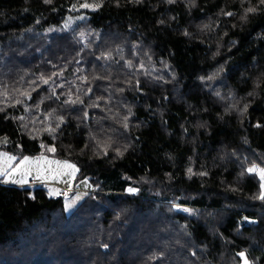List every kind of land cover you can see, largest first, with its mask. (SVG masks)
Here are the masks:
<instances>
[{
  "label": "trees",
  "instance_id": "16d2710c",
  "mask_svg": "<svg viewBox=\"0 0 264 264\" xmlns=\"http://www.w3.org/2000/svg\"><path fill=\"white\" fill-rule=\"evenodd\" d=\"M0 153L92 187L0 183V264H264V5L0 0Z\"/></svg>",
  "mask_w": 264,
  "mask_h": 264
},
{
  "label": "rangeland",
  "instance_id": "374dc122",
  "mask_svg": "<svg viewBox=\"0 0 264 264\" xmlns=\"http://www.w3.org/2000/svg\"><path fill=\"white\" fill-rule=\"evenodd\" d=\"M77 22L78 20H71L70 22H68L66 27L68 29H72L77 24ZM2 154L4 153H0V170H3V168L6 166L5 160L7 159V157ZM8 155L12 156L11 154H8ZM36 157L38 156H33L32 158H36ZM41 157H44V156H41ZM15 160L11 162L12 168L19 167L21 164V162L16 164ZM49 160L57 161L54 159H49ZM12 168H9V171H12ZM66 171H69V170H64L62 167H58V166L54 167L48 163L47 159H42L39 161V164L33 163L31 165L30 175L23 177L24 179H26L27 181L26 183L22 185H19L17 183H15V185L10 184V183H13L12 181L19 180L22 178L21 175L19 174H14L11 177V180H9L6 175H0V183L5 184V185L10 184L9 186H24L25 185V186L36 187L37 185V186L45 187L49 191V194L53 189L55 190L65 189L67 191L66 192L63 191V193H65L64 197L66 200V208L64 210H66L67 213H71L77 207V205L85 198L87 193H90L92 191V187L90 185V182L87 179H82L78 181L76 179V175L70 178L68 175L60 174ZM254 174H256L257 177L260 179L257 173H254ZM6 180L7 182H5ZM56 181H58V184H55L56 186H53L52 184H50ZM65 181H67V183H65ZM6 183H9V184H6ZM261 183H264V181H261ZM56 187H59L60 189ZM262 190L264 192V188ZM51 196L58 197V195H51ZM21 239L22 241L25 240V234L24 236L21 237ZM35 246L38 247L37 245Z\"/></svg>",
  "mask_w": 264,
  "mask_h": 264
},
{
  "label": "snow or ice",
  "instance_id": "6c2138e0",
  "mask_svg": "<svg viewBox=\"0 0 264 264\" xmlns=\"http://www.w3.org/2000/svg\"><path fill=\"white\" fill-rule=\"evenodd\" d=\"M133 2L140 3L141 0H133ZM173 2H174V0H168V3H173ZM44 3H46V4L47 3H51V0H44ZM260 3L262 5H264V0H260ZM80 7L95 9V8H98L99 5H92V4H88V3H83V4L80 5ZM73 8L75 9L76 5H73ZM247 11L252 12V11H255V9L249 8ZM226 15L231 16L232 13L229 12V13H226ZM161 23H163V21H161ZM185 35H188V33L185 32ZM208 78L211 79L212 77H208ZM44 82L48 83V80H45ZM25 95H27V93H25ZM249 95H252V93H249ZM73 103H74V101H73ZM246 110H247V105H245V111ZM256 127H260V125L257 124ZM49 131H52V130L50 129ZM6 139L7 138H5V142H6ZM40 147L44 148L45 145L41 144ZM48 150L51 151V152H55V148L54 147H50V148H48ZM2 155L6 156L7 159L5 160V165L6 166L3 168V170H0V175H6L9 180H11V177L14 174L21 175V177H22L21 179L12 181L13 183H17V184H24V183L27 182L26 179H24L23 177H26V176L30 175V173H31V165L33 163L39 164L40 160L46 159L45 157L32 158V157L25 156V157H23V160H22V162H21L19 167L12 168L11 162L13 160H15L16 157L10 156L7 153H4ZM121 155H122V153H121ZM48 163L49 164H53L54 163L58 167H62L63 169L69 170V171H66V172H63V173H60V174L61 175H68L70 178L74 177L76 172L79 171V169L76 167V165L71 164V163H69L67 161H64V162H61V161H48ZM9 168H12V171H9ZM247 171L249 173H257L259 175V177H260V180L264 181V167H260L259 165L253 164L251 167H249L247 169ZM189 172H191V169H189ZM5 182H7V180ZM65 183H67V181H65ZM261 187L264 188V183L261 184ZM127 191L129 193H136L139 190L137 188H134V187H129L127 189ZM50 195H59V192H58V190L53 189L50 192ZM262 198H264V196H262ZM184 211H188V209H184ZM193 255H195V253H193ZM239 255L243 258V264H250V262L248 261L247 256H246L245 253L241 252V253H239Z\"/></svg>",
  "mask_w": 264,
  "mask_h": 264
},
{
  "label": "crops",
  "instance_id": "0c3cea01",
  "mask_svg": "<svg viewBox=\"0 0 264 264\" xmlns=\"http://www.w3.org/2000/svg\"><path fill=\"white\" fill-rule=\"evenodd\" d=\"M38 157H41V155H38ZM46 159H47V161H51V160H49L50 158H47V157H46ZM21 162H22V161H21ZM62 162H63V161H62ZM50 165H52V166H54V167L57 166V165L54 164V163H53V164H50ZM64 170H66V169H64ZM75 175H76V174H75ZM6 184H9V183H6ZM10 184L15 185V183H10ZM10 184H9V185H10ZM50 184H52L53 186H56L55 184H58V181H56V182H54V183H50ZM19 185H22V184H19ZM24 186H25V185H24ZM56 188L60 189L59 187H56ZM63 190H65V189H60V190H58L59 195L62 194ZM59 195H58V196H59Z\"/></svg>",
  "mask_w": 264,
  "mask_h": 264
},
{
  "label": "water",
  "instance_id": "95a60500",
  "mask_svg": "<svg viewBox=\"0 0 264 264\" xmlns=\"http://www.w3.org/2000/svg\"><path fill=\"white\" fill-rule=\"evenodd\" d=\"M253 222H254L255 226L258 225V220H251V219L248 221V224H249V225H252ZM243 253L246 254L248 261L250 262V264H252V262L250 261V259H249L248 255H247V253H246V252H243ZM239 256H240V255H239ZM239 258H240L241 264H243V258H242L241 256H240Z\"/></svg>",
  "mask_w": 264,
  "mask_h": 264
}]
</instances>
